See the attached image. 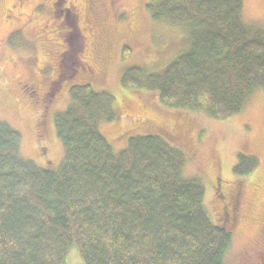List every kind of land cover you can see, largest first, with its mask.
<instances>
[{"label": "trees", "instance_id": "16d2710c", "mask_svg": "<svg viewBox=\"0 0 264 264\" xmlns=\"http://www.w3.org/2000/svg\"><path fill=\"white\" fill-rule=\"evenodd\" d=\"M242 7L150 0L153 20L188 25L189 45L161 72L127 69L121 86L154 93L168 110L215 120L240 113L264 91V26L246 22ZM69 94L53 118L63 147L57 170L23 157L21 134L0 121V264H66L72 248L84 264H225L231 233L212 223L200 181L183 178L182 150L159 135L127 132L116 151L99 130L118 118L114 97L89 85ZM256 165L240 154L233 171L248 175Z\"/></svg>", "mask_w": 264, "mask_h": 264}, {"label": "rangeland", "instance_id": "374dc122", "mask_svg": "<svg viewBox=\"0 0 264 264\" xmlns=\"http://www.w3.org/2000/svg\"><path fill=\"white\" fill-rule=\"evenodd\" d=\"M149 2L0 0V121L21 134L23 157L57 170L63 147L53 118L68 107L69 89L89 85L109 93L118 118L99 130L113 148H125L127 132L178 146L183 178L200 181L212 223L227 224L231 233L225 264H264V91L256 90L240 113L215 120L165 109L154 93L123 88L127 69L161 72L189 45L188 25L153 20ZM242 2L245 21L264 26V0ZM240 154L257 161L248 175L233 171ZM66 264H84L76 248Z\"/></svg>", "mask_w": 264, "mask_h": 264}, {"label": "flooded vegetation", "instance_id": "af4514ba", "mask_svg": "<svg viewBox=\"0 0 264 264\" xmlns=\"http://www.w3.org/2000/svg\"><path fill=\"white\" fill-rule=\"evenodd\" d=\"M233 198H234V201H236L235 199H237V196L235 195Z\"/></svg>", "mask_w": 264, "mask_h": 264}]
</instances>
